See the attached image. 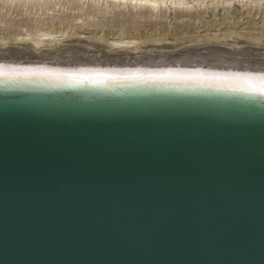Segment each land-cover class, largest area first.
Segmentation results:
<instances>
[{"label": "water", "instance_id": "1", "mask_svg": "<svg viewBox=\"0 0 264 264\" xmlns=\"http://www.w3.org/2000/svg\"><path fill=\"white\" fill-rule=\"evenodd\" d=\"M0 264H264V97L0 85Z\"/></svg>", "mask_w": 264, "mask_h": 264}, {"label": "bare ground", "instance_id": "2", "mask_svg": "<svg viewBox=\"0 0 264 264\" xmlns=\"http://www.w3.org/2000/svg\"><path fill=\"white\" fill-rule=\"evenodd\" d=\"M237 2L249 7L247 12L264 11L263 0H0V85L224 91L264 97L242 90L262 83L264 41L252 34L248 40L239 37L243 34L236 32L235 24L242 17L234 16L233 8ZM219 6L223 19L208 21L212 28L205 35L184 38L182 46L170 44L176 37L170 29L151 32L133 26L136 19H162L171 11L199 19L212 9L216 16ZM13 13L21 17L10 18ZM107 26L116 28L104 30ZM221 26L226 27L223 33ZM261 43L263 48L258 47ZM79 79L84 82H76Z\"/></svg>", "mask_w": 264, "mask_h": 264}, {"label": "rangeland", "instance_id": "3", "mask_svg": "<svg viewBox=\"0 0 264 264\" xmlns=\"http://www.w3.org/2000/svg\"><path fill=\"white\" fill-rule=\"evenodd\" d=\"M263 2H264V0H263ZM241 6H242L241 3H238V2H237V4L233 5V8L235 9L234 11L237 12L234 14V16L236 14L238 15V13H240V15L242 17L240 19V23L235 24V26L237 27V29H235L236 32L239 31L244 35V36L241 35L239 37L241 39H247L248 40V38L252 34V36L259 38L260 40H262L261 42H263L264 41V23L262 21L264 19L263 9H261V11L259 10V12H258L257 8H255L254 10L247 12L249 7H245V6L243 7L242 6L244 8L243 9ZM222 7L223 6L218 7V10L216 12V16H213L212 12H211L212 9H209L208 12L204 13L203 17L201 16V17H199V19L195 18L197 21L195 19H191V18L188 19L187 17H178V14L175 15L174 12L171 11L167 14L166 18H162V19H147V20L142 19V21H141V19H138V20L136 19V21L138 23L136 22V24H134L133 26L139 27L140 30L146 29L144 31H148V29H149V31H151V32L157 30L158 28H159L158 30H161L163 32H166L170 29V31L172 30V32L176 34V37H175L176 41L174 39V41H171L172 43L170 42V44L171 45H177V43H179L182 46L184 43V38H191L192 36H195L201 32H202L201 35H205L206 29L212 28V25H210L208 23V21H210V20L215 21V22L221 21L223 19L222 14L224 13V12H222L223 11ZM0 13H1V11H0ZM224 15H226V14H224ZM227 16L228 15H226V18H227ZM20 17H21L20 15L17 16V13H13L10 15V18H14V19H19ZM24 17L22 16V18H24ZM228 18H230V17L228 16ZM236 20H238V19L236 18ZM228 21L229 20H227V22ZM233 21L234 20L229 21V22L231 23ZM206 22L208 23V25ZM187 24H189V25H187ZM168 26H169V28H168ZM209 26H211V27H209ZM221 27L223 28V30L221 29L220 32L223 33L222 31H224L226 29V27L225 26H221ZM91 28H93V26H91ZM114 28H116V27L107 26L104 28V30L106 29V30L112 31ZM195 28H196V30H195ZM80 30L84 31L83 29H80ZM211 32H212L211 34H214L215 31H211ZM233 36H237V34L234 33ZM250 45H252L253 47L257 46L254 44H250ZM258 47L263 48L262 43L260 45H258ZM258 47H256V48H258Z\"/></svg>", "mask_w": 264, "mask_h": 264}, {"label": "snow or ice", "instance_id": "4", "mask_svg": "<svg viewBox=\"0 0 264 264\" xmlns=\"http://www.w3.org/2000/svg\"><path fill=\"white\" fill-rule=\"evenodd\" d=\"M260 80L262 81L260 87L253 89L251 85H248L246 88H243L242 90L255 91L257 93H264V77H261ZM76 82H84V79L76 80ZM91 82H102V81L93 80Z\"/></svg>", "mask_w": 264, "mask_h": 264}]
</instances>
